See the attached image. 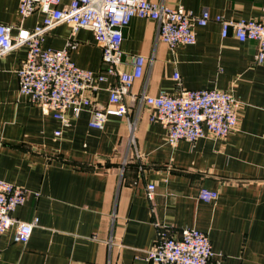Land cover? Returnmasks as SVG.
I'll return each instance as SVG.
<instances>
[{
  "label": "crops",
  "instance_id": "0c3cea01",
  "mask_svg": "<svg viewBox=\"0 0 264 264\" xmlns=\"http://www.w3.org/2000/svg\"><path fill=\"white\" fill-rule=\"evenodd\" d=\"M199 15L208 10L227 18H262L264 0H154ZM21 0H0V23L33 28L39 9L22 18ZM197 42L171 49L159 40L156 20L134 17L123 30L125 69L133 55H154L134 92L157 95L180 88H216L242 101L235 130L226 138L195 143L166 142V130L149 119L147 105L130 106L127 116L110 114L104 128L90 126L84 110L68 126L19 92L17 71L26 57L18 48L0 58V179L34 192L15 216L34 222L25 244L14 228L0 236V264H151L145 257L158 239V223L180 236L185 227L209 234L215 256L209 264H264V62L255 63L257 40H239L221 26H196ZM15 32V30L13 31ZM70 28L48 34L44 48H62ZM72 57L107 79L96 93L109 102L116 82L102 65V49L81 29ZM61 130L57 136L56 131ZM156 185L153 200L149 184ZM202 188L218 198H200Z\"/></svg>",
  "mask_w": 264,
  "mask_h": 264
},
{
  "label": "built area",
  "instance_id": "2783aa9c",
  "mask_svg": "<svg viewBox=\"0 0 264 264\" xmlns=\"http://www.w3.org/2000/svg\"><path fill=\"white\" fill-rule=\"evenodd\" d=\"M43 10L41 23L33 28L0 23V58L10 51L26 48V57L17 71L19 92L52 114L63 126L71 124L89 109L90 126L102 129L110 114L124 117L130 106L147 105L149 119L159 122L166 130V142L176 146L181 140L191 143L212 136L226 138L237 125L242 101L231 92L216 88L184 89L178 73L174 79L180 88L174 93L162 90L157 95L134 92L135 82L142 77L144 66L154 61V55H133L132 70L125 69L122 42L123 30L134 17L158 22V38L171 49L197 42L196 26L210 22L220 24L223 37L230 31L241 41L257 40L259 50L255 63L264 62V16L262 18H227L204 10L197 15L182 6L172 7L154 0H21L20 13L26 18ZM61 24L70 28L62 48H44L43 41ZM81 29L92 32L102 49V65L116 78L110 86L109 102L97 103L96 93L107 77L102 71L85 69L76 64L72 54L78 47L77 34ZM15 30V32H13ZM61 130L56 135H61ZM147 197L153 200L156 185L147 187ZM34 192L20 185L0 179V236L14 228L13 240L25 244L31 238L34 222L15 216L16 209ZM200 198L213 201L218 192L202 188ZM158 239L145 257L151 264H209L215 253L210 236L198 228L185 227L180 236H173V227L158 223Z\"/></svg>",
  "mask_w": 264,
  "mask_h": 264
}]
</instances>
